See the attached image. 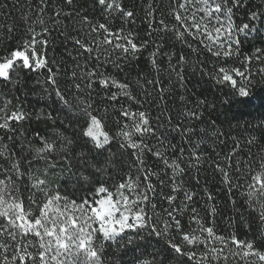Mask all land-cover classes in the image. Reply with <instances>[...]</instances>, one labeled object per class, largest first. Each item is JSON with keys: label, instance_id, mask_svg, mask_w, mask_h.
I'll return each instance as SVG.
<instances>
[{"label": "snow or ice", "instance_id": "6c2138e0", "mask_svg": "<svg viewBox=\"0 0 264 264\" xmlns=\"http://www.w3.org/2000/svg\"><path fill=\"white\" fill-rule=\"evenodd\" d=\"M141 11L145 37L129 0H0V264H264V0Z\"/></svg>", "mask_w": 264, "mask_h": 264}, {"label": "trees", "instance_id": "16d2710c", "mask_svg": "<svg viewBox=\"0 0 264 264\" xmlns=\"http://www.w3.org/2000/svg\"><path fill=\"white\" fill-rule=\"evenodd\" d=\"M132 7L135 8L137 11V20H136V27L137 31L140 32L141 37H145L144 29L146 28V24L141 22V17L144 16V12L141 11V8L143 6V0H129ZM168 4V0H159V6L164 8L166 11V6ZM9 23H11V18L8 19ZM117 24H119V21H116ZM50 55L52 53L50 52ZM165 59H161L158 61V63H161L164 71L161 72L160 78L163 81V84L165 87H169V77L168 73L166 71L167 65L165 62ZM151 65L148 62V55L147 51L144 55L140 57L139 60L134 61L133 65H129V70L125 71L122 74H118L119 78L126 79L130 83H132L133 87H136L135 81L137 78L138 73H144V72H151ZM174 80V77L172 78ZM63 79L61 80V84H63ZM173 92L170 96L167 97V106L173 110L178 109L181 107L180 102V95L183 90L179 89L178 85L172 84L171 85ZM41 93V86L39 84L35 83V79H30L26 85H24L21 88V91L18 93V95L21 97V100L24 102V106L26 109H31L33 106H35V111L39 112L41 108H43V104H37L36 101L39 98V95ZM153 96L156 95L155 91H153ZM15 103V100L13 101ZM29 131H35L37 129L44 130L45 123L43 119L36 120L33 119L30 124L25 125ZM202 177V184L206 183V186L209 191L215 193L216 195V203L220 206V209L222 211L220 212V215L216 219V229L217 231L227 235L231 231H235L238 238H251L252 235L256 233V226L255 224L252 225V231L249 232L248 226L242 224L241 222H236L235 227L232 228L229 226L228 222V211L230 208V205L228 204V201L226 200L224 196V192L222 191V185L219 183V177L215 176L210 168H207L205 172L201 173Z\"/></svg>", "mask_w": 264, "mask_h": 264}]
</instances>
